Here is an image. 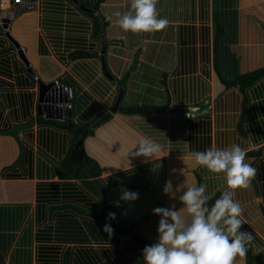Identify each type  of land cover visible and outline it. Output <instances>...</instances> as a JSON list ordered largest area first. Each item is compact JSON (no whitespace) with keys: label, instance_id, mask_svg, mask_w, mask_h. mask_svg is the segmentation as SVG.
<instances>
[{"label":"crops","instance_id":"obj_1","mask_svg":"<svg viewBox=\"0 0 264 264\" xmlns=\"http://www.w3.org/2000/svg\"><path fill=\"white\" fill-rule=\"evenodd\" d=\"M130 2L28 0L7 30L0 24V257L144 264L142 249L157 237L153 208L179 209L189 184L207 185L208 206L225 190L222 174L194 166L189 152L238 144L256 172L234 190L240 230L253 237L234 264H247V253L250 264H264V74L251 76L264 68V0H156L168 24L150 33L116 24L113 13ZM54 82L71 91L75 124L94 102L110 111L123 89L106 122L87 137L78 129L82 152L102 170L97 178L58 176L77 141L51 111L52 118L38 112L39 85ZM146 137L161 145L155 157L129 155ZM168 180L174 196L162 192ZM121 189L138 198L121 201ZM107 212L115 213L111 235L103 230Z\"/></svg>","mask_w":264,"mask_h":264},{"label":"clouds","instance_id":"obj_2","mask_svg":"<svg viewBox=\"0 0 264 264\" xmlns=\"http://www.w3.org/2000/svg\"><path fill=\"white\" fill-rule=\"evenodd\" d=\"M17 7L20 6L11 8ZM113 15L116 24L125 32L150 33L168 24L166 18L157 16L156 0H131L127 12L116 11ZM0 17L4 18L6 14L0 13ZM133 149L129 155L153 159L161 150V145L146 137L139 140ZM189 156L194 166L222 174L225 190L208 206L210 196L206 193L207 185L189 184L183 187L184 191L178 197L182 207L153 208L152 214L159 217L157 237L154 243L142 249L144 264H234V257H243L247 244L253 238L248 232L240 230L242 208L233 199L234 190L247 187L256 172L252 165L245 162V151L240 145L231 144L224 148L210 146L203 151L192 150ZM179 189L180 186L175 191ZM162 192L175 195L170 180L165 181ZM137 198V192L121 189V201ZM107 219L114 220L115 213L109 212ZM103 230L109 235L112 233L108 223Z\"/></svg>","mask_w":264,"mask_h":264},{"label":"trees","instance_id":"obj_3","mask_svg":"<svg viewBox=\"0 0 264 264\" xmlns=\"http://www.w3.org/2000/svg\"><path fill=\"white\" fill-rule=\"evenodd\" d=\"M98 5L99 4L97 3L94 6H92L91 8L90 7L89 8L92 9V11H97ZM100 19H101V17H100ZM103 66H105L106 70H108L105 63ZM258 73L264 74V68H261L260 70H256L254 74H251V76H253V77H256L257 75L259 76ZM119 92L122 93L123 89L120 90ZM121 96H122V94H121ZM117 98H118V96H117ZM120 100H121V98H120ZM116 101H117V99H116ZM119 103H120V101H119ZM68 105L70 106L71 116H67L66 119L64 117V120H62V118L57 119V118L50 117L52 119L63 121L61 124L58 125V127H62L63 130L70 131L75 137L74 140L77 141L76 145L71 147L69 153L66 155L67 158L64 160L62 165L59 167L58 176L61 178H64V179L97 178L98 176L101 175L102 170L95 162L90 160L82 152L83 150H82V144H81L80 140L85 135H86V137L88 135H91L93 133L94 129L99 127L101 125V123L106 122L107 119H103V117L107 112L103 111L102 108L99 110L100 107L98 106V104L96 102H94L93 105L90 106V114L89 113L84 114V112H81V115H80L81 121L78 120V122L75 124V122H74L75 119L72 118L74 116L73 111L76 108V106H74L75 105L74 99L73 100L71 99V101L68 102ZM97 121H100V123L98 125H94ZM70 124L74 128L73 130H71V128H69ZM78 129L84 131L85 135H83V137L81 136V134H79ZM132 151H134V149ZM122 152H123V150H122ZM130 152H131V150H130ZM84 165H86V167ZM102 182H103V179H101V183ZM102 222L104 224L106 223V221H103V220H102ZM112 233L114 234L115 230H112ZM247 255H248V257H247L248 263L247 264H250V260H252V258L249 256L248 253H247Z\"/></svg>","mask_w":264,"mask_h":264},{"label":"water","instance_id":"obj_4","mask_svg":"<svg viewBox=\"0 0 264 264\" xmlns=\"http://www.w3.org/2000/svg\"><path fill=\"white\" fill-rule=\"evenodd\" d=\"M22 8L17 7L16 10L11 15L7 16V18L6 17H4V18L0 17V24L2 25L4 30H7L8 25L10 24L11 20L15 19L22 12V10H23ZM6 36H7L8 40L18 50V53L20 54V56H22L21 55L22 50L19 48L17 43L10 37V35L8 33H6ZM103 65H104V63H103ZM103 71H104V74L109 78V80L114 82V79L111 78V76L107 72L105 66H103ZM31 74H33L32 71H31ZM66 92H67L66 89H64L60 84H58L56 82L49 83V84H42L41 83L39 85L38 112L40 114L43 113V114H45V116L50 118V117H52L51 116L52 114L49 113V111L52 112V110L56 111L59 109L60 116H62V117H63V115L65 117L71 116L70 110L65 113L64 112L65 110H63V107L58 106V104H61V102L63 101V98H64L63 95ZM70 92L71 91H69V93ZM120 98H121V93L119 92L116 103L114 104L113 108L104 115L103 119L110 118L111 114L113 112H115L116 108L118 107ZM186 113L190 114L192 112L186 111ZM60 116H59V113H58V115H57V113H55L53 118L59 119V118H61ZM99 123H100V121H97L94 125H98ZM102 197L104 198V200L107 198V189L105 187H103V189H102ZM108 213L109 212L105 213L104 219L107 220L108 224L113 227L112 221L110 219H107ZM117 237L119 239L120 246H122L123 248H125L128 251H133L134 248L128 243V236L127 235L122 234L120 232H117ZM0 264H4V261L1 257H0Z\"/></svg>","mask_w":264,"mask_h":264},{"label":"built area","instance_id":"obj_5","mask_svg":"<svg viewBox=\"0 0 264 264\" xmlns=\"http://www.w3.org/2000/svg\"><path fill=\"white\" fill-rule=\"evenodd\" d=\"M27 1L28 0H0V13H3L9 10L12 6H18V5L21 6L27 3ZM64 89H66L67 92L63 95L64 97L63 101L61 102V104H58V106L63 107V110H65L64 112L66 113L67 111L70 110V106L68 105V102L71 101V98H70L69 90L67 88H64ZM55 113H57V115L58 113L60 114L59 109L56 111L52 110V114H55Z\"/></svg>","mask_w":264,"mask_h":264},{"label":"rangeland","instance_id":"obj_6","mask_svg":"<svg viewBox=\"0 0 264 264\" xmlns=\"http://www.w3.org/2000/svg\"><path fill=\"white\" fill-rule=\"evenodd\" d=\"M118 105H119V104H118ZM113 113H114V112H113ZM113 113H112V114H113Z\"/></svg>","mask_w":264,"mask_h":264}]
</instances>
